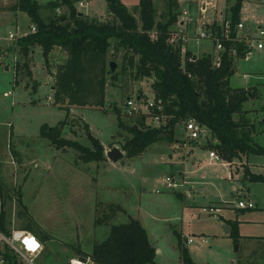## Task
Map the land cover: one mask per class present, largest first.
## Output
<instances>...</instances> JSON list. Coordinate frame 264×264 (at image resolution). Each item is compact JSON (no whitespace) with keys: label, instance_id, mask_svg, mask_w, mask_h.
I'll use <instances>...</instances> for the list:
<instances>
[{"label":"rangeland","instance_id":"rangeland-1","mask_svg":"<svg viewBox=\"0 0 264 264\" xmlns=\"http://www.w3.org/2000/svg\"><path fill=\"white\" fill-rule=\"evenodd\" d=\"M14 1L3 0V6L9 7ZM46 1L49 0H36V3L43 4ZM54 1L60 4L58 0ZM78 1L84 0H72L73 5L76 2L74 7L78 12L102 21L110 19L111 15L106 14L105 0H86L87 8L79 7ZM119 1L138 18L136 7L139 0ZM153 1L156 18L161 19L165 2ZM233 2L215 0L217 14L225 10L228 14ZM244 3L242 0L239 12ZM177 4V21L170 29L178 33L179 27L175 25L183 16V9ZM61 10L57 14L42 5L38 14L46 20L66 11L63 7ZM30 25L22 11L0 15V183L4 189L5 229L23 230L27 227V231L42 245V252L33 260V264H63L69 258L89 256L92 248L107 238L111 226L128 222V215L136 218V209L141 215L149 243L162 252L157 256L156 264H181L178 235L182 243V237L191 239L187 252L193 264H264V243L244 245L241 242L244 240L242 237L264 238V185H261L264 183L248 179L249 182L241 184L243 167L239 164L237 171L233 166V180L230 181L229 169L220 163L209 162L211 148L204 146V139L194 143L195 155L187 156V160L184 159V152L182 156L171 151L172 159H169L163 149H151L131 160L123 159L113 164L107 159L84 163L77 159L79 152L75 149L55 148L38 136L41 125L53 126L62 122V137L93 147L89 138L91 134L101 142L104 153L112 146L121 149L130 134L119 123L140 126L144 119L143 115L137 114L124 116L121 106L127 97L145 94L150 97L153 94L152 78L134 79L131 69H122L123 51L112 54L110 49L107 58L109 64L113 63V72L116 74L114 77L107 76L103 106L74 107L69 111L72 107L65 110L52 105L46 98L51 97L49 72L54 63L53 58L50 57L49 64H44L37 46L30 48L28 55L22 58L18 48H13L12 43L6 40L8 32L20 34L26 32ZM188 47L197 54L210 46L206 41L189 38ZM250 54L247 59L233 61L234 72L229 84L231 87L247 86L249 91L257 95L247 99L242 106L246 111L235 114L234 118L240 119L244 129L255 133L259 131L250 123L251 116H255L254 123L261 131L254 141L264 145V50H252ZM23 61L25 66L22 65ZM243 74H247L246 79L242 78ZM3 92H8V95L3 96ZM254 109L257 111L255 115L247 113ZM143 122L146 125L148 118ZM175 130L180 140L178 148L182 150V122L175 126ZM211 150L216 152L215 149ZM242 161L253 165L250 166L252 172H264V154H245ZM128 162L137 170L143 166L151 167L147 175L153 179L149 185L141 188L138 208L136 185L132 184L134 176L122 175L116 170L129 165ZM170 165L181 166L189 172V185L183 199L172 196V202L166 203L162 211L155 212L152 205L165 195L155 192L163 191V188L154 180L163 175ZM200 188L203 189L201 192ZM239 196L245 197L241 199ZM17 198L19 205L16 203ZM236 198L248 199L255 209L242 212L234 210ZM217 201V205H211ZM211 206L219 207L214 214L209 213ZM228 220L237 224L239 238L236 250ZM240 246L242 250L234 256Z\"/></svg>","mask_w":264,"mask_h":264},{"label":"trees","instance_id":"trees-1","mask_svg":"<svg viewBox=\"0 0 264 264\" xmlns=\"http://www.w3.org/2000/svg\"><path fill=\"white\" fill-rule=\"evenodd\" d=\"M110 19L102 21L90 18L76 10L72 0H59L66 11L44 20L38 14L35 0H15L8 8L26 14L34 26L32 33L19 36L14 43L22 58L30 48L38 46L44 64L53 47H59L66 57L54 65L50 85L52 105L62 109L69 107L96 106L104 104L107 76H115L107 55L123 51L122 69H131L134 79L152 78L151 88L155 99L163 103L167 116L165 125L152 127L129 126L119 123L130 136L121 145L125 158L140 155L155 143L180 142L175 126L194 118L207 126L213 140L205 146L215 149L219 158L227 163L242 154H264V145L253 140V133L244 129L235 114L243 112V103L254 97V92L244 87H231L229 78L233 74L231 48L243 56L244 47L233 41L224 42L220 62L213 64L211 55L196 57L189 51L182 52L180 46L169 43L171 27L177 21V0H164L165 12L156 18L153 0H139L138 18L119 0H105ZM242 0H234L229 7L230 37L234 35L239 19ZM56 2H47L46 7L54 9ZM22 65L25 66V61ZM118 112V110H116ZM62 122L56 125L40 126L38 136L55 148L70 147L78 151L77 159L84 163L105 161L103 146L98 138L89 134L93 147L60 135ZM252 127V126H251ZM249 181L264 183V176L245 172ZM4 189L0 183V200ZM20 204L19 198L16 199ZM4 206L2 201V207ZM5 213L0 214V233L6 235ZM234 249H237V224L229 223ZM25 231L28 230L24 227ZM181 264H193L187 248L177 236ZM155 248L149 243L147 233L141 224L132 218L128 222L111 226L105 240L92 248L88 257L94 264H156ZM6 264H17L13 255L4 248Z\"/></svg>","mask_w":264,"mask_h":264},{"label":"built area","instance_id":"built-area-1","mask_svg":"<svg viewBox=\"0 0 264 264\" xmlns=\"http://www.w3.org/2000/svg\"><path fill=\"white\" fill-rule=\"evenodd\" d=\"M252 1L253 3L255 2V4H253L254 7L251 11L239 12V19L235 25L233 37L229 36L231 28L230 21L227 18L223 20L220 25L203 28L197 33L196 39H207L213 43L214 50L216 51V55L213 59H215V64L217 66L220 62L218 56H220L221 52L224 50L225 41L241 43L244 47V54L242 56L244 58H248L253 49H264V0ZM78 6L86 7V3L78 1ZM55 12L58 14L59 10L56 8ZM33 31L34 26L30 25L26 32L20 34L8 32L6 40L12 43L13 48H16L14 43L15 39L27 33H32ZM169 43L175 45L174 39L171 38V35ZM232 52H235L236 54V49L231 48V53ZM2 95L7 96L8 92H3ZM46 99L52 103L51 97H47ZM121 113L127 117L143 115L149 120L146 125L152 127H160L165 125L167 121V116L163 112V103L160 99H155L153 94L150 97L147 94L144 96L136 95L133 97H127L121 106ZM182 125L184 131L183 146L185 144L188 145L189 143H197L200 139H204V143L214 139L210 129L204 124L196 121L194 118H188L182 122ZM208 155L210 159L218 161L217 152L214 150H209ZM183 184L184 183H177L171 178L165 179V187L168 189H177L178 187L183 186ZM236 208L249 210L253 209L254 205L251 202L240 200L237 202ZM2 210V201L0 200V214ZM203 211L205 210L203 209ZM215 212L216 211L209 209V213L214 214ZM6 231V235L0 233V264H6L4 248L14 256L17 264H33V260L42 252L41 243L28 231L18 229H8ZM187 242L189 243L191 240L188 239ZM63 264L94 263L88 256H76L74 258H69Z\"/></svg>","mask_w":264,"mask_h":264},{"label":"crops","instance_id":"crops-1","mask_svg":"<svg viewBox=\"0 0 264 264\" xmlns=\"http://www.w3.org/2000/svg\"><path fill=\"white\" fill-rule=\"evenodd\" d=\"M47 2H55V1L54 0H49V1H46L45 3H43V4H38V5L41 7L42 5H45ZM84 2L86 3V7L85 8H87L88 7V3H87L86 0H84ZM177 2L179 3L180 7L183 9V11H182V15L183 16L181 17L180 20H178L177 24L175 25V27L176 26L179 27L178 30L180 32L177 33L176 31H170L171 38L174 39V43L176 44L175 46H180L182 52L189 51L191 54L195 55L196 57H199V56L205 55V54L206 55L208 54V55H211L212 57H214L216 55V51L214 50L213 43L210 40H207V39H196V35L203 28H209L210 26L220 25V23H222V21L227 18V10L217 14V8H216L215 0H177ZM243 2H246V4L244 3L245 5H243V8L241 9L240 12L251 11L253 9V7H254L253 4H255V2L253 3L252 0H243ZM3 5H4L3 4V0H0V15L7 14L10 11L11 12L16 11V10H9L8 8L10 6L9 7H4ZM74 6H76V2H74ZM60 7H61L60 4H58L53 10L55 11V9L57 8L59 10V13H60V10H61L62 7H63V10L67 9L65 6H62L61 8ZM106 7H107V5H106ZM80 13H82V12H80ZM106 14H109L108 13V9L106 11ZM85 15L87 16V14H85ZM90 18H92V17H90ZM93 18H97V17H93ZM175 27H173V28H175ZM172 30H176V29H172ZM197 30H198V32H197ZM0 38H2V36H0ZM189 38H194L196 41H200V40L201 41H206V42H208V45L210 47H212V49L210 50V47H209L208 49H205L203 52H199V53L196 54V53L192 52L191 49L188 47ZM7 42H8V40H7ZM261 50H264V49H261ZM261 50H254V51H261ZM231 55H232V64H233V61L235 59H243L244 58L242 56H239L237 53L235 54V52H232ZM50 57L53 58V61H54L53 66L51 68V72H49L50 77H51V82H52V73H53L54 65L57 64V63H61L63 61V59H65L66 54L59 47H53L51 49V51L49 52V54H48L47 64L50 63L49 62ZM244 59H247V58H244ZM246 75L243 74L242 78L246 79ZM259 78H261V76H259ZM249 86H255V85H248V87ZM246 87L247 86H245V88ZM233 88H235V87H233ZM256 95L254 97H256ZM254 97H251L249 99H253ZM73 108L74 107L70 108L69 111H71ZM242 110L246 111V108H242ZM256 112H257L256 109H254L252 112L250 110H248L247 113L255 115ZM251 117L252 118H251L250 123L252 125L254 124L256 126V129L260 132L261 130L259 129V126L254 123L255 122V120H254L255 116H251ZM259 132L253 133V140L255 139L257 133H259ZM179 144H180V142H176V143H167V142L155 143V144L151 145L149 148H147L141 154L146 153L147 151H149L151 149H158V150L159 149H163L165 151V153L168 154V158L169 159H172V155L170 154L171 151L177 152V153L181 154L182 156H183V152H184L186 154L184 159H186V160H187V156H194L195 155V150H194V147H193V145H195L194 143H191V145L185 144L183 146L182 150L178 148ZM244 155L245 154L240 155L239 158L234 159L232 162H229V163H227L225 161H222L219 158V156H218V161L209 158V162L211 164H214L216 162L220 163L222 166H224L225 168L229 169L230 173H228V176H229V180L230 181L233 180V176H232L233 175L232 174L233 166L236 168L235 171H237L238 170L237 169L238 164L241 165V167H243L242 177H241V180H240L241 184L249 182L248 181V177L244 175V172L251 173V174H254V175H262V176H264V172H259V173L252 172V169H251L250 166H253V165H249L247 162H243L242 161V158H243ZM124 156H125V154H124ZM137 156H139V155H137ZM134 158H135V156H134ZM123 159L127 160L125 158H123ZM131 159H133V158H131ZM131 159H129V160H131ZM122 160H120V161H122ZM162 161H163V159H162ZM129 162H128L129 165H125V166L123 165L121 167L116 168V170H117V173H120L122 175L129 174L130 176H134L135 180H132V184L136 185L134 187H136V193L135 194H136V197H137V208H138L139 205H140V199H141V195H140V191L142 190L141 188L144 187V186L149 185L148 183L151 182L153 177L150 176V175H147V173L151 169V167H149V166H145L144 167L143 166V167H141V168H139L137 170V168H135L134 166H131V164ZM164 162H165V160H164ZM113 164H116V163H113ZM245 167H247V168H245ZM164 171H165V173H163V175H160L158 178H156L154 180V181L158 182V184H160L161 188H163V191H160V192L159 191H155V192L157 194L163 193L165 195L163 197V199L155 201L154 204L152 205L153 206V211H155V212L157 210H161L162 211L166 207V203L168 204L169 202H172V200L170 199V197H172V196L173 197L176 196V197H178L180 199H183L185 197V194H186L185 192L187 190V186L189 185L188 184L189 182L187 180V176H188L189 172H187L185 168H182L181 166L174 167V166L170 165V168L167 169V170H164ZM166 178H171L177 183H184V184H183V186L178 187L177 189H168V188L165 187V179ZM133 182H135V183H133ZM261 185H264V184H261ZM202 190L203 189L200 188L199 192H201ZM244 197L245 196H239L238 198L244 199ZM238 198H236L237 201L234 203V205H233L234 208L233 209L236 210V211H241V212L242 211H248V210H242V209H237L236 208L237 202L240 201ZM242 201L250 202L248 199L242 200ZM218 203L219 202L217 201V202L212 203L211 205H217ZM170 206H171V204H170ZM218 208H219L218 206L217 207H212V206L209 207V209H213L214 211L218 210ZM253 209H255V205H254ZM253 209H249V210H253ZM122 211H124V210L122 209ZM138 211L139 210L136 209V213H137L136 216H135L136 218H133V217L128 215L127 216V220H129V218L135 219L143 227L142 222H141V217H140L141 215L139 214ZM227 222L228 223H234L235 221L228 220ZM225 225L227 227H229L227 224H225ZM229 230H230V228H229ZM229 230H227L226 233H229ZM240 237H242V236H240ZM242 238H244V240H241V242H243L244 245L246 243H251V242L252 243L253 242L264 243V238L263 237H261V238L253 237L251 239H249L248 237H242ZM188 239H190V238H183L182 237L183 245L186 248L192 243V241L188 243L187 242ZM152 246L156 250L155 251V254H156L155 260H156L157 256H160L162 254V252H161L160 248L155 247L154 245H152ZM240 250H242L241 246H240L239 250L236 252V254H234V256L237 255V253ZM234 256H232L233 259H234ZM232 257L230 258V260H232ZM179 258H180V256H179Z\"/></svg>","mask_w":264,"mask_h":264},{"label":"water","instance_id":"water-1","mask_svg":"<svg viewBox=\"0 0 264 264\" xmlns=\"http://www.w3.org/2000/svg\"><path fill=\"white\" fill-rule=\"evenodd\" d=\"M110 67L113 70V63L110 62ZM35 88H32L34 91ZM106 159L109 160L111 163H117L124 158V153L116 146H112L109 150L105 152ZM227 231V230H226Z\"/></svg>","mask_w":264,"mask_h":264}]
</instances>
